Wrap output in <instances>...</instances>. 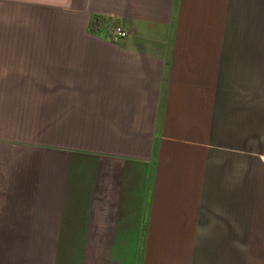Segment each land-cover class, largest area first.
<instances>
[{"label": "crops", "instance_id": "0c3cea01", "mask_svg": "<svg viewBox=\"0 0 264 264\" xmlns=\"http://www.w3.org/2000/svg\"><path fill=\"white\" fill-rule=\"evenodd\" d=\"M263 155L264 0H0V264H264Z\"/></svg>", "mask_w": 264, "mask_h": 264}, {"label": "built area", "instance_id": "2783aa9c", "mask_svg": "<svg viewBox=\"0 0 264 264\" xmlns=\"http://www.w3.org/2000/svg\"><path fill=\"white\" fill-rule=\"evenodd\" d=\"M108 29L111 33H113L117 38H125L127 36L126 29H124L119 24L111 23L108 26ZM262 159L264 160V155L262 156Z\"/></svg>", "mask_w": 264, "mask_h": 264}]
</instances>
